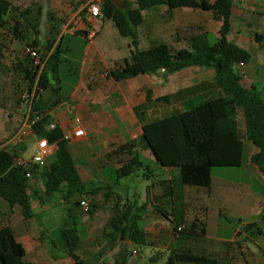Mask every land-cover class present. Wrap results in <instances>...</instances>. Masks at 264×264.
<instances>
[{"label":"trees","instance_id":"1","mask_svg":"<svg viewBox=\"0 0 264 264\" xmlns=\"http://www.w3.org/2000/svg\"><path fill=\"white\" fill-rule=\"evenodd\" d=\"M138 7L131 9L122 3L123 8H118L111 0H105L102 6L104 19L113 22L122 37L131 38V59L123 64H117L106 72L117 82L133 79L141 75H152L159 70L171 74L189 67L212 69L215 72L216 86L223 91V95L209 98L194 104L192 108L194 119L191 124L184 122L182 112L173 106L178 94L154 97L149 90L146 95L148 104L161 103L172 106V110L161 118L144 122V106L135 108L136 115L142 124L141 142L151 151L156 163L169 171L178 170L179 181L182 187L210 188L213 182V170L220 168L243 167L245 161L246 143L250 142L259 149L252 156L251 161L256 164L264 176V95L256 88L247 89L243 86V75L237 66L248 65L252 56L246 49L229 41L227 35L231 29V15L235 0H137ZM159 4H167L169 9L189 7L210 11L217 20L222 21L219 37L214 38L209 33L193 35L190 38L189 48H182L173 52L167 44H156L148 49L136 48V29L143 23V11ZM13 8L10 0H0V29L7 25L6 18ZM55 20V19H54ZM36 25H33L35 28ZM59 24H53L51 38L46 46L52 53L47 58L46 64L40 73L33 64L23 68L24 77L29 81L28 92L31 94L34 87L47 94H41L34 99L31 117L36 112L42 114L41 120L32 127L34 137L47 139L55 147L54 160L43 168L32 166L31 175L39 174L45 184L48 195L60 193L64 201L74 199L75 205L82 208L81 202L87 198L95 197L100 188L87 191L80 177L74 159L71 155L68 140L63 129L52 124L50 111L63 102L60 97L62 80L60 78L61 66L64 64L61 52L63 50L64 34L59 36ZM17 36H21L15 29ZM73 35L84 37L88 40L87 32L76 31ZM256 41L262 44L260 36ZM30 47L37 48L38 42L33 41ZM40 51V50H39ZM54 95L56 98H52ZM192 103V102H191ZM239 112L245 122V137L241 136L239 129ZM124 150L129 151V159L119 161V168L112 169L117 179L128 177L137 170H145L149 175L152 171L149 166L140 160V153L135 149L133 141L127 142ZM24 151V150H23ZM117 154V152H115ZM18 155L4 146L0 139V197L11 208L20 206L25 219L33 217L30 179L26 170L15 165ZM112 174V173H111ZM166 196V195H165ZM164 196V197H165ZM158 212L166 219L169 215L165 210L156 207ZM98 205L89 204V214H94ZM125 216L118 212L110 219L111 232H105L111 248L117 243L129 240L134 244L147 245L148 234L142 230L134 219L125 223ZM174 224V220H170ZM177 225V224H176ZM184 225L180 232L177 227ZM177 225L176 233L203 238L206 235L207 223L202 219H195L191 223ZM242 233L250 238L263 236L264 232L257 223H249L240 228L237 236ZM65 241V248L76 264H85L76 253L81 242L77 227H67L60 231ZM129 256L120 251L115 257V264H128ZM223 264L218 256L205 252L185 250L176 252L168 257V264ZM0 264H32L26 260L23 245L17 241L15 233L10 226L0 227Z\"/></svg>","mask_w":264,"mask_h":264},{"label":"rangeland","instance_id":"2","mask_svg":"<svg viewBox=\"0 0 264 264\" xmlns=\"http://www.w3.org/2000/svg\"><path fill=\"white\" fill-rule=\"evenodd\" d=\"M10 1L13 8L11 9L10 15L6 18L7 25L5 28L0 29V139L10 151L15 152L19 157L31 158L37 139L28 126V120L31 118L34 99L39 98L41 94L43 95L45 93L36 89L33 100L24 97V94H28L30 83L24 77L23 68L26 65L31 66L32 64V60L26 53L27 47L33 44V41H37V49L40 50L42 58L47 59L52 53V50H54L48 51L46 48L48 39L51 38V29L53 24H59L57 41L64 34L63 50L69 48L68 52H61V56L65 62L60 70V78L62 80L60 97L67 99L79 84L80 72L85 61L86 52L90 53L89 67L87 72L82 74V77H88L92 71L95 72L97 69H100L99 74H104L105 77L109 69L107 67H100L99 61L91 54L92 50L98 47L102 51L108 46H113L119 51L124 52L128 48L127 44L131 43V39L122 37L111 21H105L104 28L100 36L96 39L95 45H91L84 37L73 35L71 31H80L78 28L80 21L78 17L85 16L83 8L86 0ZM81 6L83 8L79 11ZM85 24L89 25L87 21ZM33 25H36V27L33 28ZM15 29L18 30L21 36H17ZM142 38L141 45L145 47V37H143V34ZM186 45L188 46V44ZM178 50V45H172L173 52H177ZM105 63L108 64L109 62ZM101 64L104 65L102 62ZM189 72L191 70L181 72L182 77L180 80L185 79L181 84H187L188 79L191 81L197 80V76L199 75L192 74L187 78ZM154 76L157 78L162 77L164 80L160 85L162 88L159 91H155V96L172 90L173 80L171 74H164L160 70ZM105 78L107 79V76ZM92 84L94 88L98 87L97 81ZM124 84L127 85V83ZM129 84L136 85L137 82L133 80ZM150 86L154 87V89L156 88L150 82H147L145 86H140L138 83L136 88L139 92H142V97L144 98ZM136 88L134 87L133 89L135 90ZM46 95L44 99H46ZM52 96L53 99L56 98L54 95ZM137 101H140V97H137ZM200 101L203 100L198 99L194 103L197 104ZM151 109L148 111V116L150 119H154L155 117L158 118L166 114L170 110V107L165 105L152 107ZM181 112L184 122L191 124L194 116L185 108ZM239 116L241 119V112H239ZM239 121L241 136L245 137V124L243 119ZM140 134V130L132 131L131 135L134 136V139L130 141L135 143V149L140 153V160L149 166L152 175H149L143 169H139L131 176L117 179L111 170H107L106 173L110 177L109 182L111 181L112 183L110 182L108 185L102 186L95 197L86 199L89 204L93 203L98 205V209L92 215L84 211L83 208L76 207L74 199H68L63 202L60 193L48 195L45 191V184L42 177H36V187L35 189L31 187V202L33 203L32 211L34 214L33 223L38 224L42 229L48 230V244L51 247L55 243H60L61 248L52 247V252L55 257L68 254L65 248V241L60 231L74 226L77 227L80 239L84 240V244L88 241L94 242L93 250L90 249L91 251L88 253L86 247L82 250V253L88 256L84 261L85 264H101L98 261L103 255L102 245L109 244L104 234L105 232H111L109 222L117 212L119 216H125V223H129L134 219L138 222V225H147L148 227L155 222V218L158 220L157 217L148 216L150 215L149 208H152L153 205H157L165 210L170 216V219L172 218L171 220L175 219L176 224L180 223L184 217L189 215L197 216L196 219L206 220L203 207L207 203L206 200H209L207 193L203 190L195 189L200 187H182L184 185L179 181L178 170L172 172L160 164L155 163L150 158L151 154L144 149L140 138H138ZM20 139H25L24 142L26 143L29 142V147L24 152L21 148H18ZM127 142L129 141H126L124 146L114 149L117 152L115 155L116 160L115 157L110 158L113 157L110 156V165L115 164L116 168H119V160L129 159V151L124 150ZM113 152L111 153L112 155H114ZM250 152L251 147L249 145L247 148L248 155ZM213 177L216 179V182L218 179L228 181V196L223 199V202L228 205L227 209L231 210L220 212L222 214L225 213V218L221 221L219 231L221 238H229L235 235L237 228L240 229L242 227L241 224H245L248 221L240 210H234L239 203H246L250 199V193H253L261 199V202L258 203L259 207L262 208L264 206V176L262 177V175L252 171L248 159L245 167L215 168L213 170ZM171 192L173 194L170 196L169 194ZM163 195L166 196L161 199ZM211 201L213 202L214 200ZM109 202H111V205ZM43 204L47 205L46 209L40 207ZM262 209V216L256 219L261 223L260 225L264 231V207ZM159 217L162 223L169 225L171 223L170 227L173 225L163 215L160 214ZM191 222H188V224ZM210 225L212 227L213 224L210 223ZM172 234L174 237L181 235L176 233L173 228ZM89 236L90 238L88 239ZM205 237L204 239L198 238L197 242V244H200L199 246H203L202 250L205 248L208 251V248L211 249L214 246L219 247V245H215ZM158 238L159 235L149 234L147 245L132 243V248L134 247L136 255H132V248L128 250L124 245L125 248L122 247L121 250L128 254L131 264H168V257L173 255L171 254V250L175 246L172 244L166 250V246L169 243L168 240H165V236L162 237L161 233L159 240ZM240 240L241 238H234L231 245L233 244V247L237 246L236 242H240ZM253 240L250 247L254 250L255 255L252 256L248 251H244V255L240 252L234 253L233 256H236L238 261L241 259V262L237 261V264H245L247 262H250V264H264V235L256 236ZM228 246H230V243Z\"/></svg>","mask_w":264,"mask_h":264},{"label":"crops","instance_id":"3","mask_svg":"<svg viewBox=\"0 0 264 264\" xmlns=\"http://www.w3.org/2000/svg\"><path fill=\"white\" fill-rule=\"evenodd\" d=\"M207 1L212 3L214 0ZM137 2V0H121V4L124 3L131 9L138 7ZM82 8L83 6L80 7L79 11H81ZM142 13L144 21L135 30L138 39L136 48L140 50L148 49L156 44H167L171 50L172 45H178L179 50L182 48H189L190 38L193 35L209 33L215 39L218 38L223 24L222 21L217 20L214 14L210 11H203L189 7L169 9L167 4L156 5L151 9H146ZM78 19L80 20L78 23L80 31H85L88 26L95 28L96 31L94 36L88 38L91 45H95L96 39L100 36L104 28L105 21H111L109 19H88L86 15H83ZM84 21L85 23L87 21L89 25H86ZM71 33L74 32L71 31ZM142 34L143 37H145V47H142L141 45V42L143 41ZM257 35L260 36L262 44L257 43ZM227 37L229 41L246 49L252 56V60L248 65L244 67L237 66V70L244 77L242 81L243 86L247 89L254 87L264 95V0H235L231 15V29ZM186 44H188V46ZM127 47L128 48L124 50V52L121 50L119 51L113 46H108L102 51L97 47L92 50L91 54L99 61L101 65L100 67L111 69L117 64H123L125 60L131 59V50L135 49V47L131 45V43L127 44ZM89 55V52L85 53V61L81 68L78 86L73 90L69 98L63 99V102L56 107H53L49 113L52 118V123L59 125L65 133L71 155L87 191L101 188L102 186L104 187L111 182H109L110 177L106 171L116 169V165L109 164L111 161L110 158H114L116 155L114 149L124 146L126 141L134 139V136L131 135L132 131L140 130L141 134L138 138H141L143 123L136 115V107L144 106V122H150L161 118L173 109L172 106L166 105L170 107V110L166 114L158 118L155 117L154 119H150L148 116V111L152 110V107L165 106V104L161 103L148 104L146 100V95L149 90H151L154 95L156 90L159 91L162 88L160 85L164 80L162 77L157 78L154 76L157 73L152 74V76L148 74L141 75L133 79L117 82L111 77H107L106 79L104 74H99L100 69H97L95 72L92 71L88 77L83 78L82 74L87 72L89 67ZM101 62L104 65H102ZM105 62L109 63L106 64ZM186 70H191V72L188 73L189 75L187 78L192 74L199 75L197 76V80L195 79L194 81H191L188 79L187 84H181V82L185 80H180L182 77L181 72ZM161 71L164 72V70ZM164 74L167 73L164 72ZM171 77L173 80L172 90L157 96L154 95V97L178 94L179 96L173 106L180 111L185 108L193 116L194 113L192 108L195 106L194 104H196L194 103L195 100H206L208 98L223 95V91L216 86L215 72L212 69L189 67L171 73ZM133 80H136L137 84L139 83L140 86H145L147 82H150L154 84L156 88L154 89V87L150 86L143 98L142 92H139L136 88L137 84H129ZM96 81L98 87L94 88L92 83ZM124 83H127V85ZM134 87L136 88L135 90L133 89ZM137 97H140V101H137ZM76 117L81 118V127L84 130V135L80 137H76L73 134V132L80 127L75 124ZM241 119H243L244 122L243 116H241ZM241 119L240 116H238V120ZM24 140L25 139H20L18 142V148H21L22 151L29 147V142L26 143ZM249 145L251 147V152L248 155L247 148ZM144 149L151 154L150 158L156 163V159L151 151L145 147ZM112 152L114 155L111 154ZM258 152L259 149L257 147L250 142H247L243 167L246 166L247 160L249 159L252 171L263 177L259 167L251 161L252 156ZM23 159L28 160L30 158L23 157ZM53 160L54 156L51 157L49 162ZM38 176L40 175L32 174L30 179V186L34 189L36 187V177ZM215 180L216 179L213 177V182L210 188L195 189H200V191L203 190L208 195L209 200H206L207 203L203 207L205 211V221L207 223V236L205 238L213 242L215 245H219V247L214 246L211 249L208 248V251L204 248V251L202 250L203 246H199V243L197 244L198 238L196 237L182 234L174 237L172 234V228L174 229L175 226H179L181 223L186 225L188 222L196 219L197 216L189 215L184 217L180 223L177 225L174 224L170 227V222L169 225L160 221V213L156 208L158 207L157 205H153L152 208H149L150 215L148 216L157 217L158 220L155 218V222L149 227L147 225H139V227L148 234V241L149 234L159 235L160 238L161 233L162 237L165 236V240H168L169 242L166 246V250L169 249V246L172 244L175 246V248L171 250V254L185 250L205 252L207 254L218 256L220 260L223 259V261H221L223 264H237L238 258L233 256V254L237 252L243 254L244 251H248L252 256L255 255L254 250L250 247L251 242L254 241L253 238L247 239L250 237L245 233L237 236L240 231L239 228L236 229L234 236L232 235L229 238H221L219 230L221 221L225 218V213L222 214L220 212H226L231 209H227L228 205L223 202V199L228 196V181L218 179L216 182ZM172 194L173 193L171 192L169 195L171 196ZM164 196L165 195H163L161 199ZM249 196L250 199H248L246 203H239L234 210H240L246 220H248L245 224H241V226L249 223H257L261 227V223L256 218L262 216V208L264 206L262 208L259 207L258 203L261 202V199L258 196H255L253 193H250ZM61 200L65 202L62 197ZM211 200L214 201L212 202ZM109 203L111 205V202ZM46 206L47 205L43 204L40 207L46 209ZM173 220L175 221V219ZM33 221V217L30 219L24 218L20 206L15 205L11 208V206L0 197V227L10 226L13 229L17 241L20 242L25 249L27 261L32 264H76L75 260L68 254L55 257L52 252V247L61 248L60 243H55V245L51 247L48 244V230L40 228V226L34 224ZM210 223L213 224L212 227ZM237 237L241 238V240L240 242L237 241V246L233 247L231 242ZM89 238L90 236L88 239ZM93 243V241H88L84 244V240H81L76 253L83 262L88 257L82 253L83 248L86 247L88 253L91 251L90 249L93 250ZM229 243L230 246H228ZM123 245L126 246L128 250L132 248V242L129 240L121 241L113 248L109 245H102L103 255L98 263L115 264L116 255L122 251V247L125 248ZM133 250L134 247L131 249V253ZM246 261L248 260L246 259ZM238 262H241V259H239ZM128 264H131L130 259H128ZM245 264H250V262Z\"/></svg>","mask_w":264,"mask_h":264},{"label":"built area","instance_id":"4","mask_svg":"<svg viewBox=\"0 0 264 264\" xmlns=\"http://www.w3.org/2000/svg\"><path fill=\"white\" fill-rule=\"evenodd\" d=\"M105 0H86L85 4H84V8L83 11L85 13V15L87 16L88 19H99V20H103L104 19V15L102 12V6L104 4ZM79 18V17H78ZM95 28L92 27H88L85 32H87V37H93L95 34ZM26 53L29 56V58L32 60V64L33 66L39 70V72H42V69L44 68L47 59H43L40 51L37 48H33V47H27L26 49ZM106 75V74H105ZM36 87H34L32 93L30 94L28 92V94H24V97H28L29 99L31 98L33 100L34 98V94L36 91ZM42 118V114H40L39 112H36L34 114V117H31L28 120V126L31 128L33 125L38 122L39 120H41ZM75 124H77L78 126H80L79 128H77L73 134L76 137H80L84 135V130L81 127V118L80 117H76L75 118ZM56 127V124H51L49 125V129H54ZM36 144L33 148L32 151V157L28 160L23 159L21 157H18L15 159V165L16 166H20L22 168H24L27 172H26V176L31 179L32 175L30 172V168L32 166H37L38 168H43L45 166H47L49 164V160L51 159V157H53L55 155V147L51 144L48 143L47 139H42V138H36ZM81 206L84 209V211L88 212L89 210V203L87 201H82L81 202ZM184 225H181L179 227H177V231L180 232L184 229ZM132 255H136V251L133 250L132 251Z\"/></svg>","mask_w":264,"mask_h":264},{"label":"water","instance_id":"5","mask_svg":"<svg viewBox=\"0 0 264 264\" xmlns=\"http://www.w3.org/2000/svg\"><path fill=\"white\" fill-rule=\"evenodd\" d=\"M118 8H122L121 0H111ZM154 156V155H153ZM155 158V157H154Z\"/></svg>","mask_w":264,"mask_h":264}]
</instances>
